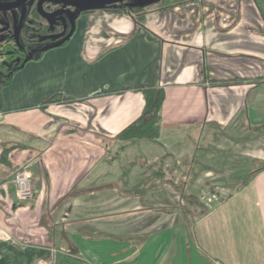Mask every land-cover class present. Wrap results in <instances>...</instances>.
I'll use <instances>...</instances> for the list:
<instances>
[{
    "label": "crops",
    "instance_id": "0c3cea01",
    "mask_svg": "<svg viewBox=\"0 0 264 264\" xmlns=\"http://www.w3.org/2000/svg\"><path fill=\"white\" fill-rule=\"evenodd\" d=\"M146 85L160 136L121 140ZM2 97L0 264H264V0L86 13Z\"/></svg>",
    "mask_w": 264,
    "mask_h": 264
},
{
    "label": "trees",
    "instance_id": "16d2710c",
    "mask_svg": "<svg viewBox=\"0 0 264 264\" xmlns=\"http://www.w3.org/2000/svg\"><path fill=\"white\" fill-rule=\"evenodd\" d=\"M184 1L185 0H155L154 2H158L159 5L164 3L166 6L161 7V5V9H168L174 6L173 3L179 4L184 3ZM147 7L148 5H133L127 8L123 4L100 6L96 8L86 7L81 9L76 16L74 25L71 26L69 23H65V27L62 30L55 32L52 35L47 34L48 22L45 24H38L39 20L41 18L44 19L45 17H42L41 12L36 8L28 23H33L35 25L38 24V29H33L31 27V29H28L27 33L26 29L30 26H22L20 34L21 45L16 41L12 32L9 34L7 33L6 42L0 43V110L3 105V89L11 84L15 75L28 63L39 62L50 50L67 46L75 33L76 22L80 16L95 10H105L118 13L127 12L134 14L135 20L140 23ZM29 33L31 34L29 35ZM26 37H31V40H25ZM138 89H142L144 92L145 106L143 113L137 121L121 131L118 138L121 140L141 138L158 139L161 132L162 107L165 100V91L153 85H146L139 87ZM61 100H63V96L57 94L49 97L45 103L59 102ZM261 170H264V165H262L257 172ZM256 173L244 178L241 181L239 188L248 185L253 180Z\"/></svg>",
    "mask_w": 264,
    "mask_h": 264
},
{
    "label": "rangeland",
    "instance_id": "374dc122",
    "mask_svg": "<svg viewBox=\"0 0 264 264\" xmlns=\"http://www.w3.org/2000/svg\"><path fill=\"white\" fill-rule=\"evenodd\" d=\"M43 1V11L45 14H50L53 12L54 14L51 16V20H47L49 23L48 25V35H52L55 32H58L62 29L63 25L65 23H69L71 26L74 25V20L76 16L79 14L81 10L80 8L84 7V4L82 0H65L66 4L64 3H58L60 0H29L24 5H21L17 8L13 9H0V23L3 28H8V31L12 32L15 36L16 41L21 45V29L22 26H30L26 29L28 33V29H38V24H45L47 21L45 19H40L38 24L28 23L31 17L33 16V11L37 8L38 2ZM64 1V0H63ZM150 1L154 0H130L129 3H133V5H146ZM188 0H185L186 2ZM12 3V2H8ZM174 6L178 5V3H173ZM181 4V3H179ZM153 6H150V8H147L144 13H147L151 7L156 9H161V7L166 6L164 3L159 5L157 3H153ZM161 6V7H160ZM173 6V7H174ZM136 15V14H135ZM66 17V21L63 20V18ZM7 31V33H8ZM25 31V29H24ZM35 33V32H34ZM26 34V32H25ZM31 33H29L30 35ZM34 35V34H33ZM4 36H1L0 40L3 39ZM25 37V35H24ZM36 39V38H34ZM25 40H31V37H26Z\"/></svg>",
    "mask_w": 264,
    "mask_h": 264
},
{
    "label": "built area",
    "instance_id": "2783aa9c",
    "mask_svg": "<svg viewBox=\"0 0 264 264\" xmlns=\"http://www.w3.org/2000/svg\"><path fill=\"white\" fill-rule=\"evenodd\" d=\"M13 185L18 199L28 201L33 198L35 191L33 174L27 167H23L15 173Z\"/></svg>",
    "mask_w": 264,
    "mask_h": 264
},
{
    "label": "flooded vegetation",
    "instance_id": "af4514ba",
    "mask_svg": "<svg viewBox=\"0 0 264 264\" xmlns=\"http://www.w3.org/2000/svg\"><path fill=\"white\" fill-rule=\"evenodd\" d=\"M19 1H21V0H19ZM19 1H15V0H0V3H3V2H12V3H15V2H19ZM29 1V0H28ZM27 1V2H28ZM26 2V3H27ZM64 3V4H66V2H65V0L63 1V0H60V1H58V3ZM82 2H83V4H84V7L83 8H86V7H88V5L85 3V1L84 0H82ZM130 2V0H123V1H121V2H118V3H113V4H109V5H106V6H110V5H114V4H123L125 7H131V6H133V3H129ZM43 3V1H40V2H38V5H37V9L41 12V15H42V17L44 16L45 18V21H47V20H51V16L55 13L54 11V13L52 12V13H50V14H45V12L43 11V8H42V4ZM24 5V4H23ZM67 5V4H66ZM136 5V4H135ZM17 8V7H16ZM83 8H80L79 10H81V9H83ZM35 11V10H34ZM34 11H33V13H34ZM66 17H64L63 18V20H65L66 21ZM48 22V21H47ZM49 23V22H48ZM65 27V24L63 25V27H62V29ZM61 29V30H62ZM7 31H8V28L6 29V28H3L2 26H1V23H0V38H1V36H4L3 37V39L2 40H0V43L1 42H6L7 41ZM9 33H11L10 31H8V34ZM13 34V33H12Z\"/></svg>",
    "mask_w": 264,
    "mask_h": 264
},
{
    "label": "water",
    "instance_id": "95a60500",
    "mask_svg": "<svg viewBox=\"0 0 264 264\" xmlns=\"http://www.w3.org/2000/svg\"><path fill=\"white\" fill-rule=\"evenodd\" d=\"M27 1L28 0H21L19 2H15V3L3 2V3H0V9H4V8L13 9V8H16V7H19L23 4H25ZM84 1L88 5V7L96 8V7L106 6V5L113 4V3H118V2H121L123 0H84ZM154 1H150L146 5H149V4L151 5V4L155 3Z\"/></svg>",
    "mask_w": 264,
    "mask_h": 264
}]
</instances>
